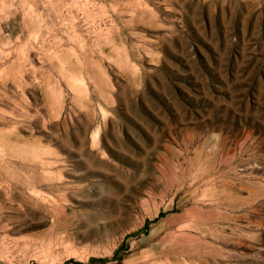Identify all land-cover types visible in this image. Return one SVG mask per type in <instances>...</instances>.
<instances>
[{
    "label": "rangeland",
    "instance_id": "rangeland-1",
    "mask_svg": "<svg viewBox=\"0 0 264 264\" xmlns=\"http://www.w3.org/2000/svg\"><path fill=\"white\" fill-rule=\"evenodd\" d=\"M0 264H264V0H0Z\"/></svg>",
    "mask_w": 264,
    "mask_h": 264
}]
</instances>
